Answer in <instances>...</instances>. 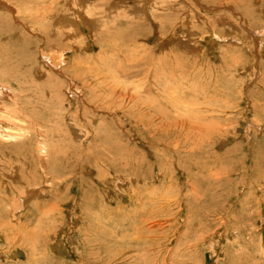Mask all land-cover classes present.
Instances as JSON below:
<instances>
[{
	"label": "rangeland",
	"instance_id": "obj_1",
	"mask_svg": "<svg viewBox=\"0 0 264 264\" xmlns=\"http://www.w3.org/2000/svg\"><path fill=\"white\" fill-rule=\"evenodd\" d=\"M1 4L0 264H264V0Z\"/></svg>",
	"mask_w": 264,
	"mask_h": 264
},
{
	"label": "bare ground",
	"instance_id": "obj_2",
	"mask_svg": "<svg viewBox=\"0 0 264 264\" xmlns=\"http://www.w3.org/2000/svg\"><path fill=\"white\" fill-rule=\"evenodd\" d=\"M2 3V0L0 1V4ZM2 6H3V4H1ZM82 8L84 7V6H81ZM205 9V8H204ZM9 12L11 11V10H8ZM84 11V10H83ZM79 13V12H78ZM9 14V13H8ZM80 15V14H79ZM19 16V15H18ZM86 17V16H85ZM64 18V17H63ZM90 18V17H89ZM242 18V17H241ZM240 19V18H239ZM244 19V18H243ZM84 20V19H83ZM87 20H88V18H87ZM91 20H92V18H91ZM80 22V21H79ZM78 22V23H79ZM77 23V22H76ZM85 23H87V22H85ZM89 23V22H88ZM79 25V24H78ZM75 26H76V24H75ZM83 26H85V24L83 25ZM92 26V25H91ZM94 26V25H93ZM79 27V26H78ZM88 27V26H87ZM90 28V27H89ZM31 29V28H30ZM31 31V30H30ZM35 32V31H34ZM74 32V31H73ZM253 32V31H252ZM79 33V32H78ZM255 33V32H254ZM254 33H252L253 34V36H254V39H255V42L257 43V45L260 43V42H258V35H256V34H254ZM74 34V33H73ZM78 36V35H77ZM217 36V35H216ZM73 37V36H72ZM76 38V37H75ZM217 38V37H216ZM260 48H262V47H260ZM2 90V89H1ZM1 92V91H0ZM7 92V91H6ZM6 94V93H5ZM7 96V95H6Z\"/></svg>",
	"mask_w": 264,
	"mask_h": 264
}]
</instances>
